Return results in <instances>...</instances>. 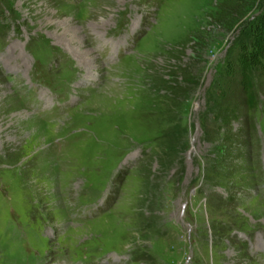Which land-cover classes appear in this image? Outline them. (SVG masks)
Wrapping results in <instances>:
<instances>
[{"label": "rangeland", "instance_id": "rangeland-1", "mask_svg": "<svg viewBox=\"0 0 264 264\" xmlns=\"http://www.w3.org/2000/svg\"><path fill=\"white\" fill-rule=\"evenodd\" d=\"M234 2L0 0V264H264V0Z\"/></svg>", "mask_w": 264, "mask_h": 264}, {"label": "trees", "instance_id": "trees-1", "mask_svg": "<svg viewBox=\"0 0 264 264\" xmlns=\"http://www.w3.org/2000/svg\"><path fill=\"white\" fill-rule=\"evenodd\" d=\"M260 1L261 0H235L233 7H230V10L232 9L230 12H235L238 10V12H237L238 16L242 17V14L245 12L246 8L249 9V8L253 7L254 5H256V3L258 4ZM252 41L253 42H251V43H254L255 45L259 44V41L257 39L252 40ZM257 51H258V54H260L263 52V48L260 46V47H258ZM252 53H253V50H251V54L249 53L246 56L247 60L244 59L242 61L243 62L242 65H239L240 70H241V74H240L241 78L239 81H240V84L243 85L244 89H246V91H247L246 100L248 101V103H250L249 105L252 108H254L256 106V100H255L254 92L250 89L251 88V69L249 67L250 66L249 62L251 60V56L253 57ZM184 71L185 72L182 73V76H184L185 82H189L188 84H191V86H193V84L196 83V80H194L195 76L194 77L191 76L190 75L191 72L187 68H185ZM163 81H164V79H163ZM173 83H174L173 85L172 84L168 85V88L171 89V91L173 93H175L178 96H182V95H184V93L186 94V92L183 90L184 88L181 85H178V81L173 80ZM191 86H190V88H192ZM164 134H165V132L163 133V135ZM155 140H156V138H155ZM174 146H176V144L168 145L166 143L164 145V152L166 150H172L171 151V154H172L174 151V149H173ZM171 154H169V153L162 154V156H163V158H162L163 162L161 163L162 165L167 164V162L169 161V160L167 161V158H171Z\"/></svg>", "mask_w": 264, "mask_h": 264}]
</instances>
